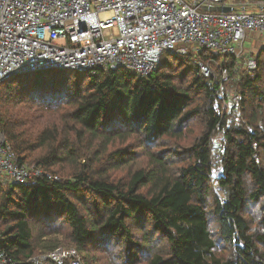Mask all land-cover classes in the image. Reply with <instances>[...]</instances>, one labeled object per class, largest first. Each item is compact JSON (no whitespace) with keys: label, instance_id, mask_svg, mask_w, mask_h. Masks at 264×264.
Listing matches in <instances>:
<instances>
[{"label":"trees","instance_id":"trees-1","mask_svg":"<svg viewBox=\"0 0 264 264\" xmlns=\"http://www.w3.org/2000/svg\"><path fill=\"white\" fill-rule=\"evenodd\" d=\"M256 50L254 70L230 55L165 53L148 76L53 69L3 83L0 133L20 161L60 180L0 183V252L24 264L58 247L84 264H264Z\"/></svg>","mask_w":264,"mask_h":264},{"label":"built area","instance_id":"built-area-1","mask_svg":"<svg viewBox=\"0 0 264 264\" xmlns=\"http://www.w3.org/2000/svg\"><path fill=\"white\" fill-rule=\"evenodd\" d=\"M246 41L264 43V0H0V86L53 69L93 75L129 69L148 76L165 53L230 55L238 67L254 70L257 59ZM195 62L205 77H219L208 62ZM221 70L227 80L228 68ZM234 101H239L236 92ZM42 177L60 180L20 161L0 133V183L33 187ZM28 261L84 264L75 247H58ZM24 263L0 252V264Z\"/></svg>","mask_w":264,"mask_h":264},{"label":"rangeland","instance_id":"rangeland-1","mask_svg":"<svg viewBox=\"0 0 264 264\" xmlns=\"http://www.w3.org/2000/svg\"><path fill=\"white\" fill-rule=\"evenodd\" d=\"M253 35L255 36L256 39L263 40L262 35H261L260 33L255 32V33H253ZM245 46H246V47H249V48L252 47V49H251L252 54L255 53V52L257 51V50H256L257 48H258V50H260L261 48H263L262 45H258V46H257L256 43H255L254 45H252V43H251V42H248V41L245 42ZM194 56H195V55H194ZM230 91H231V92L233 91L232 88L230 89ZM228 103H229V102H228ZM216 148H218V145H216ZM214 152H215V154L218 153L217 150H215ZM213 155H214V154H213ZM212 160H213V163H214L213 171H214V174L217 175V174L219 173V170H220L218 156H217V155H214L213 158H212ZM3 184H4V186H11V185H12L11 182H9V183H4V182H3ZM58 238H59V239H62V236L60 235V236H58ZM64 240H65V239H64Z\"/></svg>","mask_w":264,"mask_h":264},{"label":"water","instance_id":"water-1","mask_svg":"<svg viewBox=\"0 0 264 264\" xmlns=\"http://www.w3.org/2000/svg\"><path fill=\"white\" fill-rule=\"evenodd\" d=\"M223 10H224L225 12H230V11H231V8H230V7H225Z\"/></svg>","mask_w":264,"mask_h":264},{"label":"crops","instance_id":"crops-1","mask_svg":"<svg viewBox=\"0 0 264 264\" xmlns=\"http://www.w3.org/2000/svg\"><path fill=\"white\" fill-rule=\"evenodd\" d=\"M256 45L258 46V45H262L263 47H264V43L262 42V41H258L257 43H256Z\"/></svg>","mask_w":264,"mask_h":264},{"label":"bare ground","instance_id":"bare-ground-1","mask_svg":"<svg viewBox=\"0 0 264 264\" xmlns=\"http://www.w3.org/2000/svg\"><path fill=\"white\" fill-rule=\"evenodd\" d=\"M44 252V251H43ZM46 252V251H45ZM41 253V252H40ZM33 264V263H32Z\"/></svg>","mask_w":264,"mask_h":264}]
</instances>
